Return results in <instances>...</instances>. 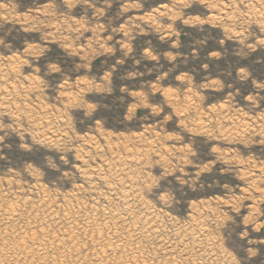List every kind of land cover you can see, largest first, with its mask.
Here are the masks:
<instances>
[{"label": "rangeland", "instance_id": "1", "mask_svg": "<svg viewBox=\"0 0 264 264\" xmlns=\"http://www.w3.org/2000/svg\"><path fill=\"white\" fill-rule=\"evenodd\" d=\"M0 252L264 264V0H0Z\"/></svg>", "mask_w": 264, "mask_h": 264}, {"label": "bare ground", "instance_id": "2", "mask_svg": "<svg viewBox=\"0 0 264 264\" xmlns=\"http://www.w3.org/2000/svg\"><path fill=\"white\" fill-rule=\"evenodd\" d=\"M25 232H26V231H25ZM23 234H24V233H23ZM25 235H26V234H25ZM26 237H27V236H26ZM24 239H25V238H24ZM34 239H35V238H34ZM25 242H26V241H25ZM31 243H33V242H31ZM4 244H5V243H4ZM22 244H23V243H22ZM22 244H20L19 247H20ZM27 245H28V244H27ZM4 246H5V245H4ZM25 246H26V245H25ZM40 246H41V245H40ZM50 246H51V245H50ZM2 248H3V247H2ZM5 248H6V247H5ZM16 248H17V247H16ZM41 248H43V247H41ZM41 248H40V249H41ZM18 249H19V248H18ZM21 249H22V248H21ZM32 249H33V248H32ZM36 249H37V248H36ZM19 250H20V249H19ZM23 250H24V248H23ZM38 250H39V248H38ZM28 251H29V250H28ZM28 251H27V252H28ZM30 251H31V250H30ZM30 251H29V253H30ZM40 252H41V251H40ZM43 252H44V250H43ZM38 253H39V252H38ZM44 253H45V252H44ZM0 254H1V252H0ZM20 254H21V253H20ZM22 254H23V253H22ZM6 255H7V254H6ZM26 255H27V254H26ZM26 255H25L24 257H26ZM31 255H32V254H31ZM41 255L43 256L42 252H41ZM45 255H46V254H45ZM27 256H28V255H27ZM22 257H23V255H22ZM35 257H36V256H35ZM38 257H39V256H38ZM60 257H61V256H60ZM42 258H43V257H42ZM45 258H46V257H45ZM20 259H21V258H20ZM43 259H44V258H43ZM15 260H16V258H15ZM39 260H40V258H39ZM45 260H47V258H46ZM17 261H18V260H17ZM17 261H16V262H17ZM43 263H45L44 260H43ZM41 264H42V263H41ZM45 264H47V263H45Z\"/></svg>", "mask_w": 264, "mask_h": 264}]
</instances>
